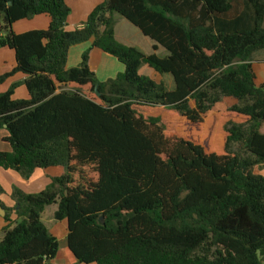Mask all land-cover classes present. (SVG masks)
Instances as JSON below:
<instances>
[{
    "label": "trees",
    "instance_id": "obj_1",
    "mask_svg": "<svg viewBox=\"0 0 264 264\" xmlns=\"http://www.w3.org/2000/svg\"><path fill=\"white\" fill-rule=\"evenodd\" d=\"M70 14L65 0H0V48L16 59L0 84L26 76L0 94L11 146L0 168L24 181L39 169L50 181L35 194L14 189L0 264L55 260L58 239L44 223L52 207L77 264H262L264 84L253 56L264 51V0H104L72 31ZM116 14L151 54L116 39ZM39 15L48 29L13 31ZM85 42L69 68L70 49ZM103 54L125 69L101 82ZM22 84L30 98L13 100ZM2 195L0 185L7 210Z\"/></svg>",
    "mask_w": 264,
    "mask_h": 264
},
{
    "label": "crops",
    "instance_id": "obj_2",
    "mask_svg": "<svg viewBox=\"0 0 264 264\" xmlns=\"http://www.w3.org/2000/svg\"><path fill=\"white\" fill-rule=\"evenodd\" d=\"M103 1L104 0H65L66 4L71 9V14L68 18V26L66 29L72 31L75 30L77 27H80L81 24L87 20L89 14L98 5L103 3ZM77 5L79 6L76 7ZM76 14H78L77 17ZM116 16L118 15H114L115 22L117 21ZM71 20H74V22H71ZM50 22H51V18L48 15H39L30 20L24 19L14 23L12 29L16 34H21L32 30H46L48 29ZM115 33H116V38L119 41L118 33L116 31ZM120 34L122 35V33ZM126 41H129V38ZM152 45L153 43L150 45L151 49H152ZM89 47H90L89 42H85L78 46L72 47L69 52L68 67L71 68L77 66L81 62V57L83 52L86 51ZM1 53H7L8 54L7 58L10 61L8 62L1 59L2 62H0V76L11 72L16 66L14 51L13 53L7 51H2ZM73 54H74V59L72 61L71 55L73 56ZM104 58L107 59L112 57L104 54L101 55L100 57L101 63ZM116 61L110 59L106 60V64L108 65L109 63L110 74L106 73L104 78H99L98 75L96 74L99 81L103 82L108 80L109 78H115L118 73L124 71L125 69L124 66L118 61H117L118 63H116ZM25 79L26 76L21 73H17L13 77L6 79L2 84H0V94L7 92L14 83L22 82ZM29 98L30 96L28 90L26 86L23 84L18 86L14 90V93L12 95L13 100H27ZM6 137H8V131L6 130V128L0 129V151H6V152L11 151V146L4 140ZM259 173L264 176V170L260 171ZM49 183H50L49 179L45 176L43 171L39 169L34 171V173L32 174L29 180L24 181L17 172L0 168V185L4 190V195H2L1 200L4 203L5 208L7 209L4 210V213L0 211V230L7 225V222L5 220V216L7 214L12 220H15L17 218L15 211L13 210L14 202L11 199V195L15 188L21 190L26 194H35L44 190L49 185ZM54 210L55 208L51 210V216ZM51 222L54 224V227L56 228L51 231L49 230L50 233L57 239H59L60 237V238H64L66 241L67 222L66 221L55 222L52 220V218H51ZM63 250H64L63 254L58 253V256L55 258V260H53V262H55L56 264H77L76 259L67 249V241H66V246L63 248ZM262 264H264V260Z\"/></svg>",
    "mask_w": 264,
    "mask_h": 264
},
{
    "label": "rangeland",
    "instance_id": "obj_3",
    "mask_svg": "<svg viewBox=\"0 0 264 264\" xmlns=\"http://www.w3.org/2000/svg\"><path fill=\"white\" fill-rule=\"evenodd\" d=\"M78 6L79 5H77L76 7H78ZM77 15L78 14H76V17H77ZM116 17H117V21L115 22V31L118 33L119 42L126 45V46L134 47L144 54L152 53V49L150 46L152 44V42L148 38L144 37L136 27H134L132 24H130L123 17H121L120 15H118ZM71 22H74V20H71ZM120 33H122V35ZM128 38H129L130 42L126 41ZM2 51H7L10 53H13V51L8 49V48H0V62H2L1 59L9 62L10 60L7 58L8 54L7 53H1ZM166 53L167 52L161 48L157 52V55L161 58H164L166 56ZM71 59L73 61L74 54H73V56L71 55ZM109 59L116 61L112 58H107V59L104 58L99 69H98V72H96V74L98 75L99 78H104L105 74L110 72L109 63H108V65L106 64V60H109ZM116 63H118V62L116 61ZM253 69H254L255 74L257 76L256 84L258 86L264 84V51L256 53L253 56ZM141 73H142V71H141ZM165 79H166L165 84H166L167 88L170 90L173 89L174 84H173L172 78L169 75H166ZM212 123L213 124H211L209 122L208 129L210 127L219 129V127H220L219 124H216L215 122H212ZM175 130L176 129L174 127H171L170 128V134H173V133L180 134L179 130H176V131ZM202 130H204V129H199L200 133L199 134L197 133V136H195L196 138L201 139L204 137ZM212 130H215V129H212ZM183 135H185V137H188V138L192 137L187 131H183ZM214 139L219 144V142L221 140V129H219V135L216 136V138H214ZM51 210H53V208H50L48 210V213L44 219V223L50 231L56 228V227H54V224L51 222V218H52L51 217ZM58 243H59V254H63V251H64L63 248L66 246V241L64 238L59 237ZM263 260H264V258H263Z\"/></svg>",
    "mask_w": 264,
    "mask_h": 264
},
{
    "label": "water",
    "instance_id": "obj_4",
    "mask_svg": "<svg viewBox=\"0 0 264 264\" xmlns=\"http://www.w3.org/2000/svg\"><path fill=\"white\" fill-rule=\"evenodd\" d=\"M96 93L97 95H100V93L98 92V85H96ZM0 211L4 213V210L0 209Z\"/></svg>",
    "mask_w": 264,
    "mask_h": 264
},
{
    "label": "built area",
    "instance_id": "obj_5",
    "mask_svg": "<svg viewBox=\"0 0 264 264\" xmlns=\"http://www.w3.org/2000/svg\"><path fill=\"white\" fill-rule=\"evenodd\" d=\"M45 264H56L55 262H53V261H46V263Z\"/></svg>",
    "mask_w": 264,
    "mask_h": 264
}]
</instances>
